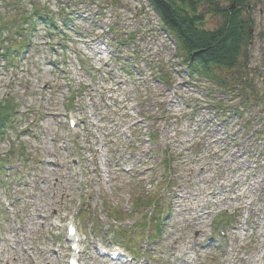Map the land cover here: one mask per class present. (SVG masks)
Instances as JSON below:
<instances>
[{"label": "clouds", "instance_id": "9594fccd", "mask_svg": "<svg viewBox=\"0 0 264 264\" xmlns=\"http://www.w3.org/2000/svg\"><path fill=\"white\" fill-rule=\"evenodd\" d=\"M233 2L198 0L196 11L189 8L186 13L189 18L203 16L204 20L194 21L191 40L188 37L181 40L169 22L153 11L148 0H95L94 12L104 6L103 26L79 37L67 31L71 39L66 41L67 50L59 57L60 68L55 70L43 68L40 56L21 63L11 53L27 43L40 47L46 43L44 40L33 39L30 33L18 37L16 28L0 34V120L7 117L0 127V145L5 146L0 149V161L15 163L25 158L23 152L33 157L29 167H36V159L63 165L62 170L53 172L50 183H36L48 170L33 173V186L26 191L16 222L28 223L25 207L33 214L40 210L50 219L29 223L26 231L19 236L12 234L8 243L0 244V264H42L37 253L49 247L45 238L53 231L54 207L56 219H62L63 213H70L79 201L84 211L77 219L81 230L86 232L97 215L96 208L89 205L102 195L112 215L101 218L120 224L112 211L110 197L103 192L105 184L113 190L132 191L134 195L144 192L145 186L157 192L148 209L135 210L129 218L146 221L147 227L141 229L144 238L160 241L163 259L171 258L174 262L171 250L178 248L183 252L185 240L194 231L207 236L225 232L232 247L231 255L220 257L222 264H264V239H257L260 233L248 231L238 239L239 232L229 230L230 222L225 223L228 217L224 214L227 210L238 217L242 212L239 218L248 220L249 206L257 211L264 207L252 187L255 181L243 183L246 176L243 171H225L229 152L209 137L199 120L203 105L220 98L225 91L221 71L213 64L191 77L173 74L176 64L173 56H184L185 47L195 49L201 42L195 34L206 30L210 21H223L225 10L235 12L231 8ZM76 3L77 0H23L20 22L27 20L23 26L28 29L37 15H47L63 30L62 18L75 10ZM243 5L251 8L258 23L264 19V0H241L237 8ZM247 15V11H241L236 18L239 21ZM99 40L104 41L108 50L95 55L88 45ZM112 52L117 56L111 55ZM118 59L121 70L110 76L108 73ZM257 63L253 62L252 68ZM182 66L188 68L187 64ZM260 71L264 73V67ZM255 79L258 87L264 89V76ZM185 81L188 86L178 88ZM234 87L232 103L237 105L242 98L240 90L246 89L243 83L234 85L230 78L226 85L229 93ZM169 89L184 95L187 103L181 108L169 107L174 94ZM72 120L78 126H72ZM42 130H46V136H40ZM233 132L237 134L232 141L235 144L244 133L239 125ZM33 134L40 138L33 139ZM73 160L79 164L74 166ZM102 168L107 169L108 180H104ZM177 185L185 189L181 195L191 193V196L172 200L168 194L175 192ZM237 197L242 199L233 203ZM170 204L178 212L189 209L190 214L178 217L172 226L161 231V218ZM121 206L131 208L125 203ZM202 209L211 214L197 219ZM185 219L188 224L183 223Z\"/></svg>", "mask_w": 264, "mask_h": 264}, {"label": "rangeland", "instance_id": "374dc122", "mask_svg": "<svg viewBox=\"0 0 264 264\" xmlns=\"http://www.w3.org/2000/svg\"><path fill=\"white\" fill-rule=\"evenodd\" d=\"M13 1H18L19 3L14 5ZM9 3L13 7H7ZM22 4L23 0H3L0 3V16L3 17L2 22L8 19L7 17L9 16H15L17 11L19 13L22 12ZM94 4L95 0H77L75 10L69 14L75 20L72 19L73 22L65 27L63 17V28L79 37L76 32H79L82 36L90 33L95 28L102 27L104 6H99L100 10L94 12L92 7ZM241 11L248 12L245 18L249 19L251 23V41L247 48V59H240L238 68L234 71H220L223 79L229 81L231 78L234 85L236 83H243L246 90H240L239 94L242 98L240 103L235 105L232 103V99L235 98L233 94L236 93V88L231 89L230 93L225 89L224 92H221L220 98L203 105L204 108L199 112V120L201 125L208 130L209 137L217 144L223 145L225 150L229 152L228 160L225 162V171L232 172L233 169L243 171L246 174L243 183L254 180L255 184L252 187L255 193H258L259 202L264 205V162H262L264 161V151H261V148H264V127H259L264 125V89L258 87L255 79L256 76H264V73L260 71V68L264 67V19H261L258 23L253 18L251 8L248 5L243 6ZM220 23L221 21H210L209 27L206 30H215ZM12 25L17 26L18 24L14 23ZM35 28V31L30 32L32 38L37 39L38 37L46 43L40 47L32 44V50L26 51L25 57L20 62L23 63L40 56L43 68L59 69L61 63L59 57L67 50L66 41L71 38L60 37L59 34H62V30L57 27L58 35L53 37L55 43L50 51L49 42L51 40L49 39L51 38L48 36L45 28L42 25H37ZM40 32H44V35H40ZM88 47L95 55H101L104 51L108 50V46L104 44L103 40L93 41ZM44 48L47 49V52L42 51ZM111 55L115 57L117 53L112 52ZM173 60L176 61L173 67V74L177 77H189L187 70L191 68H184L182 65L186 63L177 55L173 56ZM253 62H258L256 68H252ZM107 67L108 65H105V68ZM120 70L118 59L117 64L112 66L108 74L112 76ZM249 73H254L255 76H249ZM187 86L188 82L185 81L184 84L178 85V88L183 89ZM169 91L174 93L169 101V107L181 108L187 103L184 95L173 89H169ZM246 96L248 101H246ZM215 107L224 108V110H219ZM237 112H240V114L236 115ZM228 117L231 119H227ZM225 119H227V122L232 127L223 139L224 142H221L222 139L218 136L220 129L217 127L224 125ZM237 125H239L240 131H243L244 134L239 142L233 144L232 141L237 138V134L233 132V129ZM76 126L78 125L76 124ZM40 136H46V130H42ZM40 136L33 134V139H39ZM3 147L5 146L0 145V149ZM231 148H235V151H231ZM64 150L67 151L69 149L66 146ZM21 155L25 158L15 163L6 161V165L2 164L0 167V221H2L0 222V244L8 243V237L12 234L19 236L20 233L26 231L29 223L34 224L38 221L47 222L50 219V217L44 215L40 210L33 214L25 207L23 211L26 213L28 223L17 224L16 222L20 219V208L24 204L26 191L33 186V173L38 174L42 170H48L36 183H50L53 172L56 169L62 170L63 167L59 163L51 165L50 162L39 159L35 160L36 167H29V161L33 157L25 156L23 152ZM242 156L244 159H241ZM72 163L75 166L79 164V161L73 160ZM52 167L56 168L53 169ZM101 170L104 174V180H108L107 169L102 168ZM103 192L110 197L111 205L113 206L112 211L116 213L115 219L121 223L113 224L110 218H101L111 217L112 215V212L109 211L108 201L102 195L98 200L94 201L93 205H89L96 208L97 215L91 229L86 232L81 230V222L77 219L84 211L83 208L79 207V201L72 207L70 213H63L64 218L62 219H56L57 209L55 207L52 208L51 216L53 224L51 227L53 231L49 232L45 238L49 247L41 248L37 253L42 264H67L66 255L64 254L67 249L64 247L63 238L65 232L64 225L68 219L78 224L82 234L83 253L80 255L81 264H222L220 257L231 255V238L227 237L225 232V236H221V233L207 236L203 232L194 231L191 238L185 240L186 249L183 252H180L178 248L171 250V256L175 257L174 262L171 261V258L163 259V253L159 248L160 241L148 243L144 238V233L141 229L147 227L146 221L143 219L137 221L129 218V214L134 213L135 210L141 208L148 209L150 204L153 203V198L157 196V192L150 191L145 186L144 192L134 195L132 191L113 190L108 184L103 185ZM184 192L183 185H177L176 191L168 195L171 196L172 200H183L191 196V193L181 195ZM27 198L33 199L34 197L28 196ZM241 199V197H237V200L233 201V203L239 202ZM124 203L130 205L131 208L122 207L121 205ZM156 206L159 208L158 203ZM201 212L202 215L198 216L197 219H204L207 215L211 214L207 209H202ZM187 214H190L189 209H183L178 212L176 211V206L170 204L167 214L162 217L163 220L161 219V231L168 226H172L178 217L186 216ZM224 214L228 217V221H225V223L230 222L229 230L239 232L238 239H242L248 231L258 232L260 235L257 239H264V207L257 211L254 207L249 206L250 218L248 220L239 218V216L243 215L242 212L239 213L238 217H234L227 210H225ZM183 223L188 224L187 219ZM5 225H8V227H5ZM40 227H44V225L41 224ZM189 228H191L190 225ZM148 235H152L151 230L148 231ZM201 237L204 238L201 239ZM57 246L60 247V250L55 252L54 248ZM99 246L108 248L117 246L123 250L125 256L120 258L119 261H112L109 257H100L96 251V248ZM155 257H161V259H154Z\"/></svg>", "mask_w": 264, "mask_h": 264}, {"label": "trees", "instance_id": "16d2710c", "mask_svg": "<svg viewBox=\"0 0 264 264\" xmlns=\"http://www.w3.org/2000/svg\"><path fill=\"white\" fill-rule=\"evenodd\" d=\"M148 1L158 16H161L169 22L172 31L179 38H181V40H183L184 37H188L191 40L194 35L192 26L194 21L204 20L203 16L189 18L186 13L187 9L189 8L192 9L193 12L196 11L195 6L198 3V0H179V2H177V0ZM238 3H241V0H234V2L231 4V8L234 6V9H236L235 12H229L225 10V19L221 21L215 30H204L203 32L195 34L196 38L201 41L197 44L195 49L185 47L184 56L177 54V56H179L182 61L186 63L189 68H191L189 70L191 75H196L197 71H203L205 68L213 64L217 65L220 70L231 72L233 69L236 70L238 68L240 59H247V48L251 41V23L249 19L246 18H243L239 21L237 20L236 17L243 8H237ZM181 5L184 7H181ZM182 13H184V15H181ZM22 14L23 12H20L14 17L16 18L14 21L19 25L28 23L27 20H25L23 23L20 22ZM1 20L2 19H0V24L3 23ZM14 21H10V24H13ZM40 23L48 25L51 30L54 27V23L47 15H37L36 21L33 25H31V28H24L23 31L29 32L32 28H34V25ZM12 24L10 25L11 29L13 28ZM7 27L8 26L6 24L0 26V34L2 31L7 29ZM208 33H211V35H208ZM20 34H22L21 30L16 31L15 33L17 36ZM24 47L25 45L20 48ZM191 60L196 62L195 65L189 63ZM221 83H223L221 86L227 89L226 85L228 80L223 79L221 80ZM246 101H248L247 96ZM6 121L7 117H4L2 120H0V127H2L3 123Z\"/></svg>", "mask_w": 264, "mask_h": 264}, {"label": "water", "instance_id": "95a60500", "mask_svg": "<svg viewBox=\"0 0 264 264\" xmlns=\"http://www.w3.org/2000/svg\"><path fill=\"white\" fill-rule=\"evenodd\" d=\"M232 8H233V6H232Z\"/></svg>", "mask_w": 264, "mask_h": 264}]
</instances>
